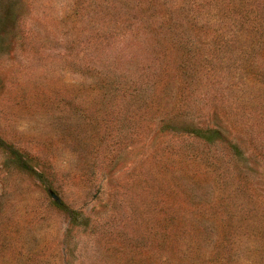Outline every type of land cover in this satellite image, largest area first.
Listing matches in <instances>:
<instances>
[{
  "label": "rangeland",
  "instance_id": "374dc122",
  "mask_svg": "<svg viewBox=\"0 0 264 264\" xmlns=\"http://www.w3.org/2000/svg\"><path fill=\"white\" fill-rule=\"evenodd\" d=\"M0 264H264V0H0Z\"/></svg>",
  "mask_w": 264,
  "mask_h": 264
}]
</instances>
